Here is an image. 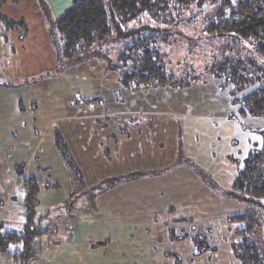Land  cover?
<instances>
[{
  "label": "rangeland",
  "instance_id": "obj_1",
  "mask_svg": "<svg viewBox=\"0 0 264 264\" xmlns=\"http://www.w3.org/2000/svg\"><path fill=\"white\" fill-rule=\"evenodd\" d=\"M50 8L0 0V232L21 233L20 190L34 178L31 228L43 264H240L231 247L241 226L228 218L247 206L230 191L264 123L240 118L206 68L248 49L208 38L203 15L159 30L150 47L179 84L130 94L117 57L132 38L113 35L67 63ZM248 240L263 248L264 230Z\"/></svg>",
  "mask_w": 264,
  "mask_h": 264
},
{
  "label": "trees",
  "instance_id": "obj_2",
  "mask_svg": "<svg viewBox=\"0 0 264 264\" xmlns=\"http://www.w3.org/2000/svg\"><path fill=\"white\" fill-rule=\"evenodd\" d=\"M211 7L214 9L208 16L204 12ZM201 15L204 27L198 30L208 38H231L250 52V56L242 59L212 65L206 72L219 78V86L229 89L240 118L264 123V0H72L55 21L60 41L58 56L67 63L80 62L91 50L107 44L113 35L117 39L131 37L130 49L117 57V62L128 68L120 77L121 86L130 94L173 88L179 81L173 83L174 75H165L163 65L159 64L160 52L150 46L159 37V30L181 27L196 17L201 19ZM136 22L139 28L128 30ZM136 121L133 118L132 122L139 124ZM24 183L28 207L26 230L23 235H0V250L7 252L11 244L22 242L20 264H31L36 258L33 241L39 234L31 228L39 187H32L38 184L34 178ZM230 195L247 206L243 213L228 218V223L241 226L237 235L242 240L231 247L233 255L240 264H264V244L262 248L248 240V236L264 230V131L261 140L248 149Z\"/></svg>",
  "mask_w": 264,
  "mask_h": 264
},
{
  "label": "crops",
  "instance_id": "obj_3",
  "mask_svg": "<svg viewBox=\"0 0 264 264\" xmlns=\"http://www.w3.org/2000/svg\"><path fill=\"white\" fill-rule=\"evenodd\" d=\"M71 2H72V0H50V4H51V7H52L53 10L51 8L50 9H51V11H53L55 13V21L60 16H62L63 13L69 8V6L71 5ZM0 90H2V89H0ZM5 106H6V100L5 99L0 100L1 111L4 110V109L7 110V108ZM120 142H122V141H120ZM99 149H100L101 152H104V149L102 147L99 148ZM18 182L20 183L19 180H17L16 183H18ZM131 186L132 185H129V187H131ZM122 187L129 188V187H127V185H124ZM20 189H21V187H20ZM20 192H22V194L26 193L25 192V188L21 189ZM8 197H10L9 194H8ZM20 216H21L20 217L21 223L19 225L18 231H21V233H13V232L2 233V232H0V235H6V234L23 235L25 230H26L27 217H26V213H24L23 215L20 213ZM113 217H115V216H113ZM115 218H117V217H115ZM39 238H40L39 240H42V239H44V236L39 237ZM33 249H34L33 251H34V255L36 256V258H34L31 261V264H43V262H45L46 259L42 256V251H40V252L37 251L36 247L33 248ZM23 252H24V244L23 243L20 244V245H15L14 248H11L9 246L8 249H7V252H3V251L0 250V264H20V255Z\"/></svg>",
  "mask_w": 264,
  "mask_h": 264
}]
</instances>
